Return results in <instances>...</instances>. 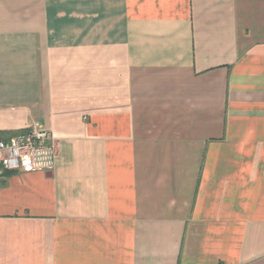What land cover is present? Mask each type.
Wrapping results in <instances>:
<instances>
[{"label": "crops", "instance_id": "obj_1", "mask_svg": "<svg viewBox=\"0 0 264 264\" xmlns=\"http://www.w3.org/2000/svg\"><path fill=\"white\" fill-rule=\"evenodd\" d=\"M0 264H264V0H0Z\"/></svg>", "mask_w": 264, "mask_h": 264}, {"label": "built area", "instance_id": "obj_2", "mask_svg": "<svg viewBox=\"0 0 264 264\" xmlns=\"http://www.w3.org/2000/svg\"><path fill=\"white\" fill-rule=\"evenodd\" d=\"M56 155L55 139L50 130L34 124L26 132L0 139L1 170H31L50 168Z\"/></svg>", "mask_w": 264, "mask_h": 264}, {"label": "trees", "instance_id": "obj_3", "mask_svg": "<svg viewBox=\"0 0 264 264\" xmlns=\"http://www.w3.org/2000/svg\"><path fill=\"white\" fill-rule=\"evenodd\" d=\"M0 169H1V167H0ZM2 172L9 173V172H12V171H9V170H2Z\"/></svg>", "mask_w": 264, "mask_h": 264}]
</instances>
